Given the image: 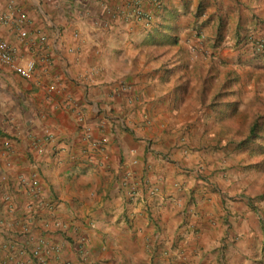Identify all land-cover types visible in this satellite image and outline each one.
I'll list each match as a JSON object with an SVG mask.
<instances>
[{
    "label": "crops",
    "instance_id": "obj_1",
    "mask_svg": "<svg viewBox=\"0 0 264 264\" xmlns=\"http://www.w3.org/2000/svg\"><path fill=\"white\" fill-rule=\"evenodd\" d=\"M137 6L0 0V38L35 62L30 79L0 63V264H264L249 199L212 194L209 150L190 149L218 133L211 87L196 98L211 43L264 56V0ZM165 16L183 51L165 50Z\"/></svg>",
    "mask_w": 264,
    "mask_h": 264
},
{
    "label": "rangeland",
    "instance_id": "obj_2",
    "mask_svg": "<svg viewBox=\"0 0 264 264\" xmlns=\"http://www.w3.org/2000/svg\"><path fill=\"white\" fill-rule=\"evenodd\" d=\"M163 21L165 50L183 51L181 47L175 48L178 45L175 41L178 33L171 28V16H165ZM195 35L200 38L198 33ZM202 41L203 38L199 39L191 46V50L196 51L201 46V53L206 58ZM257 41L264 42V39H250L252 53L256 55L261 52L263 55L264 47H257ZM241 42L242 40L238 39L232 46H223L221 50H226L227 55L215 53L218 44L211 43L214 52L209 54L210 64L207 66L212 70V79H209L208 74L201 80L204 85L202 91L196 94V98L207 100L205 88L211 87L210 92L214 94L211 97L217 101V107L213 109L217 111L218 121L210 124V130L218 133L210 139H193L192 148H189L193 153L207 148L209 150L207 164L212 169L208 177L213 178V181L208 183L210 192L217 198H248L250 208L258 214L264 228V56H246V49L242 50ZM186 50L190 49L186 47ZM231 51L236 53L229 56ZM200 60L204 61L199 58V62ZM187 61L189 62V59ZM170 67L171 64L165 62V70L168 71ZM189 77L187 84L193 82L191 75L187 78ZM187 84L185 95L193 98L195 93L187 89ZM227 101L231 104L226 107L223 106L224 103L221 104ZM190 109L185 108L183 113L189 115ZM226 111L229 113H225ZM198 174L201 172L198 171Z\"/></svg>",
    "mask_w": 264,
    "mask_h": 264
},
{
    "label": "built area",
    "instance_id": "obj_3",
    "mask_svg": "<svg viewBox=\"0 0 264 264\" xmlns=\"http://www.w3.org/2000/svg\"><path fill=\"white\" fill-rule=\"evenodd\" d=\"M137 3V9L134 12V15L139 18V19H145L146 21L150 20L149 14L145 13L139 6L141 0H135ZM155 3H159L162 0H152ZM4 21H7V17H4ZM20 36L25 37L26 36V31L21 30L20 31ZM257 47H264V42H256ZM0 63L7 65L10 67L12 70H14L17 74H19L22 78L25 79H30L33 76L34 69H35V62L33 60H27L24 63H18L14 57V49L4 40L0 38ZM46 137L50 138L52 136L51 130L48 128L44 130ZM37 150H40V147H36ZM1 181L6 180V178H1ZM32 187L36 184L34 180L30 182ZM38 253L37 250L33 251V254L36 256Z\"/></svg>",
    "mask_w": 264,
    "mask_h": 264
}]
</instances>
